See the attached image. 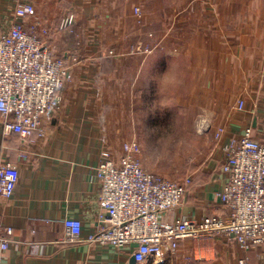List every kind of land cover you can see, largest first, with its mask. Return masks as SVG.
<instances>
[{
	"label": "crops",
	"instance_id": "1",
	"mask_svg": "<svg viewBox=\"0 0 264 264\" xmlns=\"http://www.w3.org/2000/svg\"><path fill=\"white\" fill-rule=\"evenodd\" d=\"M18 3L32 5L35 15L16 18ZM166 13H172L173 33L167 38L159 30L148 37V28L163 26ZM69 14L75 16L73 32L59 31ZM20 23L73 67L58 109L43 118L31 139L4 135L0 125V162L18 170L12 196L0 197V225L13 229L3 264L129 263L133 246L116 250L86 241L99 221L97 167L103 153L116 160L123 145L138 143L137 136L159 117L153 78L174 60L183 85L167 103L193 109L194 123L198 108L205 109L199 123L223 133L218 139L198 135L203 157L181 180L187 190L183 204L164 218L198 223L224 215L216 194L227 181L220 165L230 142L249 126L254 138L263 140L264 0H0V34ZM137 27L143 29L140 37L132 32ZM140 42L142 49L151 44L152 52H139ZM128 45L131 50L120 51ZM199 92L200 103L190 94ZM183 93L190 96L184 103ZM239 101L242 110L236 109ZM66 219L81 222V242L59 243ZM246 255L250 264H264V248ZM242 256L234 243L205 237L184 240L173 256L166 253L147 264H237Z\"/></svg>",
	"mask_w": 264,
	"mask_h": 264
},
{
	"label": "built area",
	"instance_id": "2",
	"mask_svg": "<svg viewBox=\"0 0 264 264\" xmlns=\"http://www.w3.org/2000/svg\"><path fill=\"white\" fill-rule=\"evenodd\" d=\"M14 15L32 18V5L18 3ZM140 20V8L134 9ZM75 16L60 20L58 30L72 33ZM158 46L156 44L154 47ZM152 52L151 48L143 49ZM76 59L73 58V61ZM73 64L56 55L34 31L23 24H14L0 34V125L4 135L17 134L29 140L41 131L43 118L56 111L61 91L72 81ZM244 108L239 101L236 109ZM263 140L254 138L253 128L246 127L238 139L230 142L220 165L227 176L222 190L216 194L224 215L205 216L200 222L186 217L166 221L165 215L181 206L187 193L183 183H174L144 170L136 158L138 143L123 145L122 154L112 159L108 152L97 167L99 185L98 223L89 243L107 244L116 250L133 246L135 264H147L164 254L173 256L179 244L187 239L205 237L230 241L243 253L237 264H250L246 255L264 248V125ZM223 129L215 133L218 139ZM18 180V170L11 163L0 162V197L8 200ZM61 244L82 241L81 222L63 221ZM13 242V229L0 225V264Z\"/></svg>",
	"mask_w": 264,
	"mask_h": 264
},
{
	"label": "rangeland",
	"instance_id": "3",
	"mask_svg": "<svg viewBox=\"0 0 264 264\" xmlns=\"http://www.w3.org/2000/svg\"><path fill=\"white\" fill-rule=\"evenodd\" d=\"M152 15V13H148ZM166 21L160 28L150 26L146 35L150 38L153 37V33H158L161 30L162 33L168 38L174 30V22L172 13H166ZM169 14V15H168ZM141 22V21H139ZM140 23L138 24V26ZM142 26V24L140 25ZM143 27V26H142ZM132 32H136L138 37L142 36L143 29H133ZM146 32V31H144ZM165 37V38H166ZM166 38V40H167ZM140 40V39H139ZM131 45V44H130ZM128 45L120 49L131 50V46ZM140 42L138 44V51H142L145 48L151 46L145 42V47ZM133 49V48H132ZM111 50V54H112ZM183 93V103L190 99L189 93ZM191 99H196L200 103V100L204 98L202 93H190ZM193 102V101H192ZM169 104V103H168ZM176 105V104H175ZM185 105V104H184ZM170 108L160 109L159 117L152 118L153 123H149V127L141 132V135L137 136L139 143L138 160L142 168L151 173L160 175L174 183H181L182 179H185L189 173L191 166L199 163L203 155L199 154L200 151V137L198 135H215L213 131L208 132L205 129V124L201 125L199 120L204 116L206 110L199 107L198 115L193 114L192 111L183 107L173 106L169 104ZM186 106V105H185ZM205 110V112H204ZM211 126V125H210ZM212 130V129H211ZM150 153H155V157L148 159Z\"/></svg>",
	"mask_w": 264,
	"mask_h": 264
},
{
	"label": "clouds",
	"instance_id": "4",
	"mask_svg": "<svg viewBox=\"0 0 264 264\" xmlns=\"http://www.w3.org/2000/svg\"><path fill=\"white\" fill-rule=\"evenodd\" d=\"M171 55L174 56V54ZM153 79L155 80V83L157 85L158 96H159V101L157 103V106L161 109L170 108L169 104L167 103L170 93L183 85L181 70L178 64L176 63V60H174V62L171 63L170 67L165 73ZM155 155H156L155 153H150L148 159L154 158Z\"/></svg>",
	"mask_w": 264,
	"mask_h": 264
},
{
	"label": "water",
	"instance_id": "5",
	"mask_svg": "<svg viewBox=\"0 0 264 264\" xmlns=\"http://www.w3.org/2000/svg\"><path fill=\"white\" fill-rule=\"evenodd\" d=\"M128 264H135L134 258L131 256Z\"/></svg>",
	"mask_w": 264,
	"mask_h": 264
}]
</instances>
